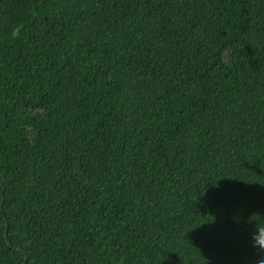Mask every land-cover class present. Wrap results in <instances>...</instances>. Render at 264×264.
Listing matches in <instances>:
<instances>
[{
    "label": "trees",
    "instance_id": "1",
    "mask_svg": "<svg viewBox=\"0 0 264 264\" xmlns=\"http://www.w3.org/2000/svg\"><path fill=\"white\" fill-rule=\"evenodd\" d=\"M264 0H0V264H256Z\"/></svg>",
    "mask_w": 264,
    "mask_h": 264
},
{
    "label": "clouds",
    "instance_id": "2",
    "mask_svg": "<svg viewBox=\"0 0 264 264\" xmlns=\"http://www.w3.org/2000/svg\"><path fill=\"white\" fill-rule=\"evenodd\" d=\"M259 216L262 218L261 221L254 222L252 225V244L253 247L257 248L261 252H264V216ZM256 264H264V256L259 258Z\"/></svg>",
    "mask_w": 264,
    "mask_h": 264
}]
</instances>
